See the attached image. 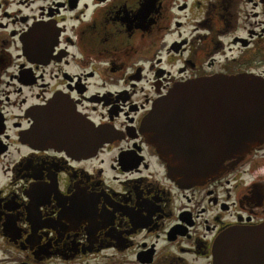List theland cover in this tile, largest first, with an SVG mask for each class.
I'll use <instances>...</instances> for the list:
<instances>
[{"label": "flooded vegetation", "instance_id": "obj_1", "mask_svg": "<svg viewBox=\"0 0 264 264\" xmlns=\"http://www.w3.org/2000/svg\"><path fill=\"white\" fill-rule=\"evenodd\" d=\"M240 73L264 80V0H0V264H212L264 224V142L182 186L140 131L175 84ZM50 104L118 137L29 142Z\"/></svg>", "mask_w": 264, "mask_h": 264}, {"label": "water", "instance_id": "obj_2", "mask_svg": "<svg viewBox=\"0 0 264 264\" xmlns=\"http://www.w3.org/2000/svg\"><path fill=\"white\" fill-rule=\"evenodd\" d=\"M39 121L25 137L29 142L72 147L74 140L107 143L118 135L107 127L77 133V116L69 111L72 133L51 120ZM44 121V120H43ZM53 123V124H52ZM67 127V126H65ZM140 131L164 162L168 176L182 186L203 184L221 175L227 162H238L264 142V80L252 74H212L180 82L156 99ZM212 264H264V224L232 227L213 245Z\"/></svg>", "mask_w": 264, "mask_h": 264}, {"label": "rangeland", "instance_id": "obj_3", "mask_svg": "<svg viewBox=\"0 0 264 264\" xmlns=\"http://www.w3.org/2000/svg\"><path fill=\"white\" fill-rule=\"evenodd\" d=\"M108 259H106L105 261L103 260L102 262H107ZM107 264V263H106Z\"/></svg>", "mask_w": 264, "mask_h": 264}]
</instances>
